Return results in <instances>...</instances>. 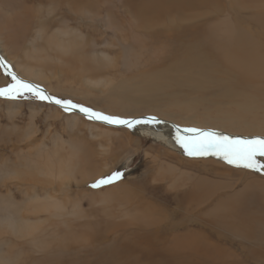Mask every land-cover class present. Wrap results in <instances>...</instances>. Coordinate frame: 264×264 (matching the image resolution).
Masks as SVG:
<instances>
[{"label": "rangeland", "instance_id": "obj_1", "mask_svg": "<svg viewBox=\"0 0 264 264\" xmlns=\"http://www.w3.org/2000/svg\"><path fill=\"white\" fill-rule=\"evenodd\" d=\"M87 2L104 22L58 23L57 12H47L67 5L63 0H0L8 15L37 17L27 29L0 28V54L12 70L0 55L1 63L49 96L105 115L264 138V93L255 87L262 98L252 94L245 102L248 87L232 68L264 62V0ZM147 8L152 15L144 19ZM66 27L76 30L75 39L57 36ZM11 83L0 68V88ZM110 128L31 93L0 97V169L18 172L9 180L0 175V217L26 228L40 224L45 242L16 248L11 257L0 246V264H264L263 173L190 157L169 137ZM117 172L120 179L91 187ZM41 189L60 202V218L32 216ZM1 227L13 244L28 240Z\"/></svg>", "mask_w": 264, "mask_h": 264}, {"label": "bare ground", "instance_id": "obj_2", "mask_svg": "<svg viewBox=\"0 0 264 264\" xmlns=\"http://www.w3.org/2000/svg\"><path fill=\"white\" fill-rule=\"evenodd\" d=\"M54 2L55 3V0H46V2ZM88 0H63V2L64 3H66L67 5H65L63 8H61V9H59V10H57V7H56V4H54L55 5V7H53V9L51 8V10L50 11H48L47 12V14H52L53 12H57V16H58V20H57V22L59 23H62V24H66L68 21H73V22H79V23H84V22H86L87 23V25L89 26V22H93V23H97V22H99V21H103L104 22V19L101 17L100 18V13H98V12H93V11H91L90 9H89V3L87 2ZM50 4V3H49ZM53 4V3H52ZM52 4H50V5H52ZM173 11V10H172ZM12 13H10L9 15H8V10L7 9H2L1 7H0V19H2V21L0 22V28H2V27H8L9 25H15L16 26V28H20L21 26H24V28H26V25L29 23V20L31 19V18H33L32 20H33V22L35 21V19H37V17L36 16H32L31 14H30V12H29V10H28V12H29V14L27 13V15H28V17L27 16H21V15H19V14H16L15 12H13V11H11ZM144 14H145V17H144V19H147V18H149L151 15H152V9L151 8H147V9H144ZM50 17V16H49ZM29 18V19H28ZM107 18H108V16H107ZM32 20H30V21H32ZM50 20V19H49ZM108 22H110V21H108ZM40 23V22H39ZM81 23V24H82ZM92 23V24H93ZM35 24V23H34ZM51 25V24H50ZM79 25V24H78ZM36 26V25H35ZM42 26V25H41ZM66 26V25H65ZM37 27V26H36ZM39 27H40V24H39ZM3 28V29H4ZM21 28H23V27H21ZM28 28V27H27ZM26 28V29H27ZM36 29V28H35ZM39 29V28H38ZM263 29H264V26H263ZM1 30V29H0ZM41 30V29H40ZM26 31V30H25ZM28 31V30H27ZM71 31H76L75 29H73V30H71L70 28H68V27H66L64 30H58L57 32H56V34H57V36H59V37H64V38H67V37H73L74 39L77 37V36H74L72 33H71ZM44 32V31H43ZM28 33V32H27ZM1 34V33H0ZM26 34V33H25ZM39 36L37 37V38H41V36L43 35H41V31H39ZM13 35H15V34H13ZM12 35V36H13ZM27 35V34H26ZM7 36V35H6ZM11 37V36H10ZM35 39H36V37H35ZM43 39V38H42ZM69 39V38H68ZM79 39V38H78ZM51 37L50 38H48L47 40H46V42H48V43H50L51 42ZM56 40V39H55ZM66 42H67V39L65 40ZM73 41V40H72ZM65 42V43H66ZM1 43V42H0ZM63 43V42H62ZM1 48H3V46L1 47V44H0V49ZM1 56H2V59H3V62L8 66V68L10 69V70H12V68L9 66V63L4 59V57H3V55L2 54H0ZM1 59V58H0ZM14 62V61H13ZM240 63V62H239ZM244 65H236L235 67H233L232 66V68H233V71H236L237 73H235L238 77H239V81H240V84L241 85H245L246 87H248V88H246L245 90H243V91H248V100H246L245 102H251V100H253V99H251V97H252V94H254V95H256L257 97L258 96H260L262 93H264L263 92V89H264V74L262 73L259 77H255V76H250V75H245V72L243 71V69H249V70H254V71H257V70H261L262 72H264V62H262V63H260V64H257V63H254V62H252V61H245L244 63H243ZM24 65V64H23ZM23 65H20L19 63H17L16 62V66H17V68H19L20 70H23L24 69V66ZM0 68L5 72L6 71V73L9 75V76H11V74H12V72L11 71H9L8 69H7V67L6 66H4L2 63H1V61H0ZM249 72V71H248ZM18 78H19V76L17 75V74H15ZM255 77V78H254ZM19 79H21V78H19ZM21 80H23V79H21ZM23 81H25V82H27V83H30V82H28V81H26V80H23ZM144 81V80H143ZM143 81H142V83H143ZM31 84V83H30ZM32 85H34L33 83H32ZM36 86V85H35ZM148 86V85H147ZM258 88V87H261V90L260 89H256V88ZM262 87H263V89H262ZM39 89H41L45 94H47V92H45L42 88H40V87H38ZM262 92H260V91ZM242 91V92H243ZM257 91H259V93L258 94H260V95H258V94H256V92ZM48 95V94H47ZM263 95V98H264V94H262ZM49 96V95H48ZM50 97H52V96H50ZM261 98H262V96H260ZM4 98V97H3ZM255 98V97H254ZM240 99V98H239ZM61 100H63V99H61ZM259 100H261V99H259ZM42 102H45V103H47L48 101H42ZM240 102L241 103H245V102H242L241 100H240ZM254 102H255V100H254ZM259 102V101H258ZM263 102H264V99H263ZM49 104H51V105H53V106H55V107H57V108H59L60 110H62V111H64L60 106H58V105H56V104H54V103H50V102H48ZM252 103H253V101H252ZM254 104V103H253ZM263 104V103H262ZM261 105V104H260ZM253 106H255V105H253ZM241 107H242V109L243 108H245V109H247L248 110V112L249 111H251V110H249L250 108H251V104H249L248 106H243L242 104H241ZM253 108H255V107H253ZM256 111H257V109H256ZM255 111V112H256ZM64 112H66V111H64ZM67 113H72V114H76V115H78L79 117L81 116V117H83V118H85L87 121H89V123H92V122H94V123H98V124H102V125H104V126H106V127H111V128H121V129H126V128H128V127H126V126H122V125H115V124H107V123H104V122H102V121H98V120H93V119H89L87 116H85L83 113H81L78 109H76V110H71V111H68ZM257 113V112H256ZM247 114V113H246ZM250 114V113H249ZM254 115H255V113H254ZM254 115H252L253 117H255ZM257 115V114H256ZM245 116V115H244ZM250 116V115H249ZM251 117V116H250ZM149 118H151V117H149ZM149 118H133V120H147V119H149ZM247 118H248V116H247ZM126 120H130V119H126ZM156 120H158V121H160V123H149V124H143V123H141V124H137V125H135L134 127H131V128H128L131 132H133V133H136V132H147V133H149L150 135L149 136H152L154 139H156V140H159V139H166V138H170V141L172 140L173 141V143L172 144H174L175 146H177V147H179L178 145L179 144H177L176 143V135H177V129H179L180 130V134L183 136V135H185V133L183 132V129H185V128H187V127H182V126H179V125H174V124H172V123H168V122H166L165 120H159V119H156ZM177 127V128H176ZM110 128V129H111ZM118 129V130H119ZM127 129V130H128ZM203 131H208V130H203ZM24 132V131H23ZM210 132H215V133H217V134H220L221 136H224V135H226V136H229L230 138H232V139H241V140H244V139H253V138H257V137H253V138H246V137H239V136H233V135H229V134H224V133H220V132H217V131H210ZM144 134V133H143ZM30 135V134H29ZM28 135V136H29ZM148 135V134H147ZM27 137V136H26ZM30 138V137H29ZM167 143H168V141H167ZM170 143V142H169ZM28 144V143H27ZM40 144V143H39ZM26 145V144H25ZM42 145V144H41ZM40 145V147H42ZM169 145V144H168ZM30 146V145H29ZM28 146V147H29ZM32 146V145H31ZM34 146V145H33ZM36 146V145H35ZM174 148V147H173ZM179 148H181V147H179ZM20 149V148H19ZM31 149V148H30ZM32 149H34V147L32 148ZM31 149V150H32ZM176 149V148H175ZM30 150V151H31ZM36 149H34V151H35ZM29 150H26L25 152H27L28 154H30V157H31V152H28ZM33 151V150H32ZM33 151V152H34ZM22 152H24V151H22ZM32 152V153H33ZM17 153V152H16ZM178 153V152H177ZM23 154V153H22ZM21 155V154H20ZM25 155V154H24ZM17 156V155H16ZM18 157H20L19 155H18ZM17 157V158H18ZM24 157H26V156H24ZM27 157L28 158H30L28 155H27ZM206 157H208V156H206ZM209 157L212 159V160H215V161H219V162H225L224 160H220L218 157H216V156H211V155H209ZM22 158V157H21ZM21 158H19L20 159V161H21ZM204 158V157H203ZM24 159V158H23ZM17 159H14V161H16ZM26 160H29L30 161V159H26ZM26 160H22V161H26ZM33 160V159H32ZM7 160H5V162H6ZM19 161V160H18ZM17 161V162H18ZM41 161H43V160H41ZM260 161V160H259ZM3 162V161H2ZM27 162V161H26ZM2 164V163H1ZM16 164V163H15ZM6 165H7V163H6ZM64 168H66V167H64ZM65 170H69V169H65ZM60 173H61V171H60ZM62 174V173H61ZM61 174H59V176H58V178H62V175ZM63 174H65V177H67L68 178V176L71 178H73V175H74V172H73V170H72V176H70V174H71V170H70V174H69V172H68V176H66V174L67 173H64L63 172ZM76 174V173H75ZM264 174V173H263ZM0 175L1 176H3L4 178H5V180H9L11 177H14V176H17L18 175V172L16 171V172H11V173H9V172H6V171H3V170H1L0 169ZM74 177H75V175H74ZM66 178V179H67ZM70 178H68V179H70ZM74 179L75 178H73V180L72 181H74ZM46 181H48V180H45V181H41L40 182V184L42 183V182H46ZM51 181V180H50ZM50 181H49V184L48 185H50L51 183H50ZM69 181H71V180H69ZM64 182H65V180H64ZM3 183V182H2ZM53 183V182H52ZM67 183H68V180H67ZM47 184L45 183V186H47ZM65 184H66V182H65ZM77 184H78V182H77ZM43 185V184H42ZM70 185V184H69ZM31 187V191H34V186L33 185H30ZM39 187V186H38ZM68 187V186H67ZM29 190V189H28ZM36 190H38V189H36ZM42 191H41V193L43 192V197L42 198H39V196H37V195H33V204H32V206H31V208L29 209V210H31V211H33L32 212V216H37V215H39V214H46V218L47 219H56V218H60L61 217V214H60V209H61V205H60V202L59 201H57V198L55 197V196H51L50 194H47V192H48V189L47 190H44V189H41ZM40 191V190H39ZM27 192V191H26ZM34 192H36V191H34ZM38 192V191H37ZM28 193V192H27ZM40 193V194H41ZM63 203V202H62ZM64 208V207H63ZM64 210V209H63ZM64 211H66V210H64ZM46 219V220H47ZM78 220V219H77ZM36 221V220H35ZM37 221H39V220H37ZM43 221H45V219L43 220ZM61 221V220H60ZM67 222V221H66ZM69 222V221H68ZM49 223H51V222H49ZM59 223V222H58ZM42 225V224H41ZM44 225V224H43ZM47 225V224H46ZM45 225V226H46ZM1 226H4V227H7V228H9V229H11L12 231H13V233L15 234V236H17V237H15V238H18V240H24V239H21L20 237H22V236H26L27 237V241L25 242V243H20V244H18L17 245V243H14L13 244V242L11 241V239H10V237H8L7 238V236H5V235H3L2 233H8V231L6 230V229H4V228H2ZM26 226V225H25ZM23 227V226H18L13 220H12V218L10 217V216H8V215H5V216H3V217H0V246H4L5 248H7V247H9V251L8 250H6L5 252H3V254L4 255H6L7 257H11L12 255H11V252L15 249L16 250V248L18 249V250H22L21 249V247H23L24 245H26V244H28V245H30L32 248H34V249H39L42 245H44L45 244V242L44 243H42L43 242V240H42V238H40L41 237V232L43 231V229H44V227H40V224H34V226H33V228L31 227V228H26V227ZM48 227H50V224H48L47 225ZM60 227V226H59ZM213 248H215V247H213ZM218 251H219V249H218ZM21 252V251H20ZM211 253V252H210ZM20 254V253H19ZM209 255V254H208ZM28 256V255H27ZM205 256H206V254L204 253V251H202V252H200V254L198 255V260L199 259H202V258H204L205 259ZM228 257V256H227ZM227 257H225V258H227ZM6 258V257H5ZM212 258H215V257H213L212 256ZM22 260H23V258H22ZM27 259H24L23 261L25 262ZM33 261L34 260H31V259H28L27 261H26V263H28V264H33ZM60 261V260H59ZM202 262H203V259L201 260ZM23 262V263H24ZM232 262V261H231ZM22 263V264H23ZM58 263H60V262H58ZM205 263H208L207 261H205ZM201 264H203V263H201ZM210 264V263H209Z\"/></svg>", "mask_w": 264, "mask_h": 264}, {"label": "snow or ice", "instance_id": "obj_3", "mask_svg": "<svg viewBox=\"0 0 264 264\" xmlns=\"http://www.w3.org/2000/svg\"><path fill=\"white\" fill-rule=\"evenodd\" d=\"M11 78L13 83L5 88H0V97L17 99L25 93H31L34 98L54 103L66 112L78 109L89 119L102 121L107 124L122 125L129 128L141 123H160V121L156 120L154 117L147 120H126L95 112L92 109L74 104L70 100L50 97L39 89L38 86L19 79L14 73L11 74ZM183 132L185 135L182 136L180 130L177 129L176 143L184 149L186 155L190 157L216 156L236 168H244L264 173V163L257 159L258 157H264V138L257 137L244 140L232 139L226 135L221 136L215 132L203 131L198 128H185ZM121 177L122 173L117 172L106 178L96 180L91 187L99 188L109 185Z\"/></svg>", "mask_w": 264, "mask_h": 264}, {"label": "water", "instance_id": "obj_4", "mask_svg": "<svg viewBox=\"0 0 264 264\" xmlns=\"http://www.w3.org/2000/svg\"><path fill=\"white\" fill-rule=\"evenodd\" d=\"M32 84V83H31ZM177 128V127H176Z\"/></svg>", "mask_w": 264, "mask_h": 264}]
</instances>
